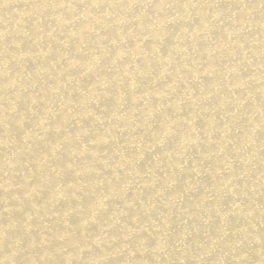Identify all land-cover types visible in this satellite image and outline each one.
Returning a JSON list of instances; mask_svg holds the SVG:
<instances>
[{"label": "bare ground", "instance_id": "6f19581e", "mask_svg": "<svg viewBox=\"0 0 264 264\" xmlns=\"http://www.w3.org/2000/svg\"><path fill=\"white\" fill-rule=\"evenodd\" d=\"M0 264H264V0H0Z\"/></svg>", "mask_w": 264, "mask_h": 264}]
</instances>
